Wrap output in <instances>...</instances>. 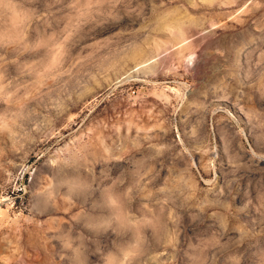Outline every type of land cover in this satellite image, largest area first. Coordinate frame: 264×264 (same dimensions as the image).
<instances>
[{"label": "rangeland", "instance_id": "374dc122", "mask_svg": "<svg viewBox=\"0 0 264 264\" xmlns=\"http://www.w3.org/2000/svg\"><path fill=\"white\" fill-rule=\"evenodd\" d=\"M0 264H264V0H0Z\"/></svg>", "mask_w": 264, "mask_h": 264}]
</instances>
